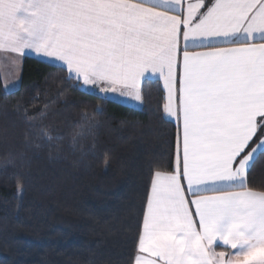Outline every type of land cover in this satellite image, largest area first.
I'll use <instances>...</instances> for the list:
<instances>
[{
    "label": "snow or ice",
    "instance_id": "1",
    "mask_svg": "<svg viewBox=\"0 0 264 264\" xmlns=\"http://www.w3.org/2000/svg\"><path fill=\"white\" fill-rule=\"evenodd\" d=\"M0 53L16 69L5 99L25 59L134 110L142 84L162 82L176 168L151 175L129 264H264V190L249 187L264 160V0H0Z\"/></svg>",
    "mask_w": 264,
    "mask_h": 264
},
{
    "label": "trees",
    "instance_id": "2",
    "mask_svg": "<svg viewBox=\"0 0 264 264\" xmlns=\"http://www.w3.org/2000/svg\"><path fill=\"white\" fill-rule=\"evenodd\" d=\"M64 76L25 59L19 91L0 96V264H129L151 175L174 170L176 124L161 118L158 80L142 84L144 107L134 110ZM41 130L51 144L38 139ZM249 187L264 190V160Z\"/></svg>",
    "mask_w": 264,
    "mask_h": 264
},
{
    "label": "crops",
    "instance_id": "3",
    "mask_svg": "<svg viewBox=\"0 0 264 264\" xmlns=\"http://www.w3.org/2000/svg\"><path fill=\"white\" fill-rule=\"evenodd\" d=\"M258 42H260V41H258ZM191 50H192V51H196V50H198V49H191ZM7 55H8V54L0 53V76H1V72H5V73H9V74H13V75L15 76V75H16V69L11 65L9 59L7 58ZM159 83H160V85H161V87H162V90H163L162 82L159 81ZM163 93H164V102H165V95H166V93L164 92V90H163ZM171 121L174 122V123L176 124L174 118H173ZM176 128H177V126H176ZM175 168H176V161H175V165H174V170H175ZM174 170H173V171H174ZM149 189H150V187H149ZM141 225H142V223H141ZM222 250H225V249L222 247V245L216 247V251H222Z\"/></svg>",
    "mask_w": 264,
    "mask_h": 264
},
{
    "label": "rangeland",
    "instance_id": "4",
    "mask_svg": "<svg viewBox=\"0 0 264 264\" xmlns=\"http://www.w3.org/2000/svg\"><path fill=\"white\" fill-rule=\"evenodd\" d=\"M5 74H9V73H5V72H1V76L0 77H3ZM12 77H14L13 74H9L8 75V78L11 79ZM1 82L3 83V79L1 78Z\"/></svg>",
    "mask_w": 264,
    "mask_h": 264
}]
</instances>
